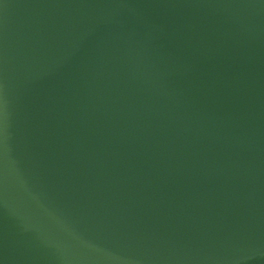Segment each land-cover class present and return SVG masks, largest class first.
<instances>
[{
  "label": "water",
  "instance_id": "water-1",
  "mask_svg": "<svg viewBox=\"0 0 264 264\" xmlns=\"http://www.w3.org/2000/svg\"><path fill=\"white\" fill-rule=\"evenodd\" d=\"M0 264H264V0H0Z\"/></svg>",
  "mask_w": 264,
  "mask_h": 264
}]
</instances>
